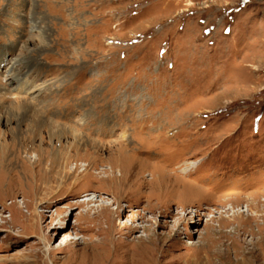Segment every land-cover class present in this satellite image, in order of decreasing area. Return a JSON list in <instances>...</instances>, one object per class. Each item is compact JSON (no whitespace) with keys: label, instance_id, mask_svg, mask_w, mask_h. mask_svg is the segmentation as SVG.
<instances>
[{"label":"rangeland","instance_id":"obj_1","mask_svg":"<svg viewBox=\"0 0 264 264\" xmlns=\"http://www.w3.org/2000/svg\"><path fill=\"white\" fill-rule=\"evenodd\" d=\"M0 264H264V0H0Z\"/></svg>","mask_w":264,"mask_h":264},{"label":"bare ground","instance_id":"obj_2","mask_svg":"<svg viewBox=\"0 0 264 264\" xmlns=\"http://www.w3.org/2000/svg\"><path fill=\"white\" fill-rule=\"evenodd\" d=\"M25 147V146H24ZM127 162V163H126ZM115 165H117L119 168H120V172L123 173V175L126 177L128 175V173L130 172V169L131 167H133L132 165V161L128 159H118L115 161ZM153 177V180L155 181L156 183V187L155 189H158L159 190V195H163V196H166L167 194L170 195V190H167V192H163V189L164 188H167L166 186H168V188H171L173 187L175 184L177 183H170L172 182L173 178H172V174H163V176L161 175H155V174H152L151 175ZM163 177V178H162ZM172 179V180H171ZM166 181H167V184H166ZM175 182H178L177 180H175ZM161 191V192H160ZM174 192V191H172ZM193 190L192 188H187L185 190L182 191V195L181 197H184V198H187L189 196L190 193H192ZM167 195V196H168ZM189 199H191V197H189ZM89 200V199H88ZM186 202V201H185ZM105 204V203H104ZM164 208V212H161V214H165L166 217H169L170 215L172 216V211L170 212L169 209H170V204L168 203H163L161 204V207L160 209ZM183 211V209H182ZM33 215V213H31ZM176 214V213H175ZM178 215V214H177ZM90 221V220H89ZM112 228V227H111ZM109 230V227L106 231ZM93 261V260H92ZM96 262V260H94Z\"/></svg>","mask_w":264,"mask_h":264}]
</instances>
